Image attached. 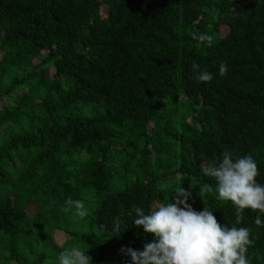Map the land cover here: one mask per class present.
<instances>
[{
    "label": "trees",
    "instance_id": "1",
    "mask_svg": "<svg viewBox=\"0 0 264 264\" xmlns=\"http://www.w3.org/2000/svg\"><path fill=\"white\" fill-rule=\"evenodd\" d=\"M225 150L264 185V0H0V264H58L72 245L132 264L126 250L154 239L134 206L179 186L249 228L246 257L264 264V214H238L203 174ZM68 198L88 215L62 211Z\"/></svg>",
    "mask_w": 264,
    "mask_h": 264
},
{
    "label": "clouds",
    "instance_id": "2",
    "mask_svg": "<svg viewBox=\"0 0 264 264\" xmlns=\"http://www.w3.org/2000/svg\"><path fill=\"white\" fill-rule=\"evenodd\" d=\"M194 38L201 43L213 39L205 34H194ZM192 69L198 72L199 81H212L213 74L201 70L197 63L193 62ZM219 74L222 77L227 74V66L223 63ZM202 171L216 181L218 199L231 202L238 214L245 209L264 214V185L257 183L259 170L251 155L234 158L225 150L217 165L205 164ZM198 188L202 199L206 193L214 191L210 184ZM173 192L174 203L167 202V197L163 202L158 199L147 214L141 207L134 206V225L142 227L145 236L151 235L154 239L146 243L142 251L126 250L132 264H249L246 253L253 243L249 228L221 226L207 207L199 212L193 209L188 203L192 196L190 191L179 186ZM73 209L81 218L88 215L82 200L68 198L62 211ZM262 223L258 215L255 224L261 226ZM87 252L77 245L65 247L58 255V264H92Z\"/></svg>",
    "mask_w": 264,
    "mask_h": 264
},
{
    "label": "rangeland",
    "instance_id": "3",
    "mask_svg": "<svg viewBox=\"0 0 264 264\" xmlns=\"http://www.w3.org/2000/svg\"><path fill=\"white\" fill-rule=\"evenodd\" d=\"M224 33V32H223ZM64 235L62 234V233H57L56 235H55V241H57L58 242V244H61L62 242H63V240H64Z\"/></svg>",
    "mask_w": 264,
    "mask_h": 264
}]
</instances>
